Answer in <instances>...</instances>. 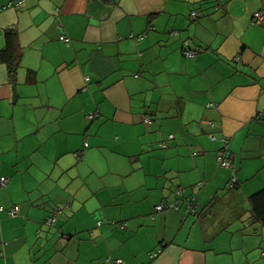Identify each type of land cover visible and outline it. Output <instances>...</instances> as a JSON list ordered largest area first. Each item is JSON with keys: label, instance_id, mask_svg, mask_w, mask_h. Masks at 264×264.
<instances>
[{"label": "crops", "instance_id": "obj_1", "mask_svg": "<svg viewBox=\"0 0 264 264\" xmlns=\"http://www.w3.org/2000/svg\"><path fill=\"white\" fill-rule=\"evenodd\" d=\"M2 177L0 264H263L264 0H0Z\"/></svg>", "mask_w": 264, "mask_h": 264}, {"label": "built area", "instance_id": "obj_2", "mask_svg": "<svg viewBox=\"0 0 264 264\" xmlns=\"http://www.w3.org/2000/svg\"><path fill=\"white\" fill-rule=\"evenodd\" d=\"M20 2V1H17ZM196 13H192V18L196 19L197 17ZM263 21V17L261 15V13H255L253 14V24H261V22ZM145 37L144 35H140V36H133L130 35L129 39H133L135 41H140ZM59 41L63 42L66 46H70V39L66 36L65 33H62L59 36ZM188 46V42H184L183 43V47H184V51H183V55L184 57L190 59V58H194L196 56V52L187 49L186 47ZM88 79V78H87ZM97 117V114L92 113L88 116L89 120H93L94 118ZM263 119V115H259L257 116L256 120L257 121H262ZM144 121L149 124L150 120L145 118ZM173 139V135H169L168 136V140H172ZM223 143V147L216 153V161L217 164L220 168L223 169H227V170H231L232 176L229 180V187L232 188L237 184V178H236V174H235V163H234V159L232 158L230 151L228 149L227 146V140L223 139L222 140ZM167 143L164 142L163 144H161L162 148H165ZM84 146L86 147L87 144L85 143ZM7 178H0V188H5L7 185ZM203 186V182H198L196 183L195 186V190L198 193L199 190L202 188ZM180 191L178 190L177 193H179ZM196 208H197V195H192L189 197V199L185 200L183 203L180 204L179 200H174L173 202H162L159 203L155 206L154 211L156 213H160V212H167V211H173V212H179L182 211L183 217H187V216H193L196 213ZM5 212L9 217L13 218L17 215L18 210L17 208L13 207L10 208L8 210H4L3 208H0V213ZM56 224V217L55 216H51L45 219L44 221V225L48 226V227H54ZM101 222L97 224V226H100ZM119 227L121 229L125 228V223H121L119 225ZM39 233V231H38ZM66 238H64L65 240ZM162 253V247H158L155 251L151 252L148 254V258L152 261L156 258H158ZM112 264H123V262L121 260H113Z\"/></svg>", "mask_w": 264, "mask_h": 264}, {"label": "trees", "instance_id": "obj_3", "mask_svg": "<svg viewBox=\"0 0 264 264\" xmlns=\"http://www.w3.org/2000/svg\"><path fill=\"white\" fill-rule=\"evenodd\" d=\"M250 203L254 218L264 225V188L250 197Z\"/></svg>", "mask_w": 264, "mask_h": 264}, {"label": "rangeland", "instance_id": "obj_4", "mask_svg": "<svg viewBox=\"0 0 264 264\" xmlns=\"http://www.w3.org/2000/svg\"><path fill=\"white\" fill-rule=\"evenodd\" d=\"M167 212H170V211H167ZM156 249H157V248H156ZM156 249H155V250H156ZM155 250H154V251H155ZM152 252H153V251H152ZM150 253H151V252H150ZM260 259H261V262H263V264H264V257H263V258L261 257Z\"/></svg>", "mask_w": 264, "mask_h": 264}]
</instances>
